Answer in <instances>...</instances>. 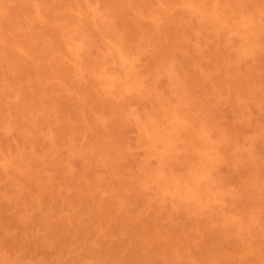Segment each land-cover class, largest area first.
Instances as JSON below:
<instances>
[{
    "label": "rangeland",
    "instance_id": "374dc122",
    "mask_svg": "<svg viewBox=\"0 0 264 264\" xmlns=\"http://www.w3.org/2000/svg\"><path fill=\"white\" fill-rule=\"evenodd\" d=\"M0 264H264V0H0Z\"/></svg>",
    "mask_w": 264,
    "mask_h": 264
}]
</instances>
